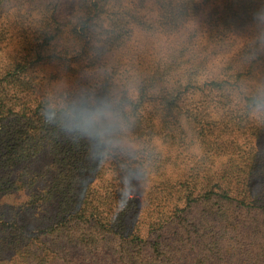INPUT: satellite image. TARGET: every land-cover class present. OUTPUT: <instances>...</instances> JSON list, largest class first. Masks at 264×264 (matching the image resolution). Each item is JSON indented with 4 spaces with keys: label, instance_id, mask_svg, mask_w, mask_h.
<instances>
[{
    "label": "trees",
    "instance_id": "16d2710c",
    "mask_svg": "<svg viewBox=\"0 0 264 264\" xmlns=\"http://www.w3.org/2000/svg\"><path fill=\"white\" fill-rule=\"evenodd\" d=\"M31 1L42 14L41 35L26 37L0 71V165L14 169L49 147L56 175L21 208L57 202L58 211L53 224L36 229L0 211V264H264V153L252 141L264 129V89L250 86L264 82V39L203 81L206 61L191 40L152 61L127 56L138 27L178 33L207 0H137L121 10L112 9L115 0H74L71 23L64 0ZM50 1L59 8L48 11ZM221 1L208 14L216 45L264 19V0ZM63 78L71 87L57 90L51 81ZM94 111L101 115L90 124ZM127 134L143 146L117 147ZM157 136L200 145L204 155L141 198L149 169L163 163ZM5 177V193L37 183L8 186Z\"/></svg>",
    "mask_w": 264,
    "mask_h": 264
},
{
    "label": "rangeland",
    "instance_id": "374dc122",
    "mask_svg": "<svg viewBox=\"0 0 264 264\" xmlns=\"http://www.w3.org/2000/svg\"><path fill=\"white\" fill-rule=\"evenodd\" d=\"M115 1H117V7H112V9L115 10L132 9L138 4L137 0ZM200 1L202 2L204 0ZM31 2V0H0V71L3 69L6 71L11 67L15 57L21 53L26 37L35 42L41 35L42 14L37 5ZM58 4L59 2L57 1H50L49 3H46L45 7L48 8V11L53 12L55 7L59 8ZM74 4V0H64L61 6L68 18L67 21H70L69 23L73 21L71 20V17L74 15ZM215 6L221 7L222 1L207 0L205 12L202 13V15L196 16V19L189 21L183 30L175 34L166 35L159 31L152 32V30L149 32L146 29L144 30L143 27H138L135 31L133 50L131 51V54L129 52L127 56L128 58L131 55H135L130 63L137 62L138 59L143 56H148L149 61H152L158 57V55L161 56L168 51L177 52L187 43L188 40H191V43L193 41L194 46H191L190 50L201 55L200 58L203 57L206 61L202 78L203 81L214 80L217 77V73L225 68L232 57L240 50L257 39H264L263 19L262 21L245 28L243 31L231 33L226 36V42L223 46H220L221 44L216 45V42L214 43L212 41L211 36L213 30L208 19L209 12ZM157 14L158 13L156 12L152 13V18L153 16L156 17ZM50 71L42 73V77L44 79H50ZM38 81L41 80L38 79ZM51 82L57 90L64 91L71 87V82L67 78ZM253 84L264 89L263 81H250V86ZM134 96H136V93H134ZM221 117L222 114L219 115V118ZM11 119H14V117ZM214 130L217 131L219 129ZM259 134H261L259 137L252 138L253 145L264 153V129H261ZM228 138L230 137H224V140H227ZM231 138L235 139L234 137ZM143 144L144 140L138 139L132 134H127L117 143L116 146L124 148L129 152H134L139 150ZM153 144L157 146L158 151L161 153L163 163L160 167H152L149 169L146 182H144V185L140 186L139 189V195L141 198L146 197L147 193L153 186L171 179L172 177H177L185 165H192L204 155V150L200 145L195 144L184 147L168 145L164 143L160 136L155 137ZM213 159L218 160V163H220L227 162L229 158L226 156H213ZM1 175L6 176L5 179L8 186H10L12 181L27 184H30L32 181H37L31 190L29 189V186L27 187V193H19L17 191L5 193L3 190L0 191V211L3 213L5 219H15L27 229L46 227L55 222V217L58 211L57 202H53L44 208H21L26 201L27 194L30 192L34 193L36 187L43 186L41 184L42 182L49 181L56 175V170L53 168V156L50 153L49 147H47L36 158L23 162L14 169L8 168L7 170H4L0 165V177ZM37 178L39 180H37ZM10 193H14V195L10 196ZM15 194L21 198H15ZM149 215V212H146L145 216ZM73 249L76 252L78 251L75 247H73ZM78 253L79 251L77 254ZM99 264L110 263L107 262V258H103Z\"/></svg>",
    "mask_w": 264,
    "mask_h": 264
},
{
    "label": "clouds",
    "instance_id": "9594fccd",
    "mask_svg": "<svg viewBox=\"0 0 264 264\" xmlns=\"http://www.w3.org/2000/svg\"><path fill=\"white\" fill-rule=\"evenodd\" d=\"M70 116H72L73 119H75V116H73V114L70 112L69 113ZM100 112L99 111H94L89 117H88V122L91 124V123H95L99 118H100ZM44 124L47 125L48 123V118L45 117L44 119ZM103 144L105 146V148H107V145H108V141L105 139L103 140ZM99 166L97 167V174H99Z\"/></svg>",
    "mask_w": 264,
    "mask_h": 264
}]
</instances>
